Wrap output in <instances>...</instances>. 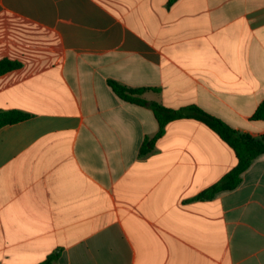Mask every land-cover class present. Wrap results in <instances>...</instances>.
<instances>
[{
    "label": "crops",
    "instance_id": "1",
    "mask_svg": "<svg viewBox=\"0 0 264 264\" xmlns=\"http://www.w3.org/2000/svg\"><path fill=\"white\" fill-rule=\"evenodd\" d=\"M0 0V264H264V154L234 190L202 122L159 131L149 102L196 105L255 136L264 121V0Z\"/></svg>",
    "mask_w": 264,
    "mask_h": 264
},
{
    "label": "trees",
    "instance_id": "2",
    "mask_svg": "<svg viewBox=\"0 0 264 264\" xmlns=\"http://www.w3.org/2000/svg\"><path fill=\"white\" fill-rule=\"evenodd\" d=\"M177 1L178 0H170L169 5H173ZM21 67L22 64L18 61L2 59L0 60V76ZM109 84L115 93L123 100L150 107L158 120L159 131L154 137L147 138L143 143L140 150L141 156H147L150 154L154 150L157 141L165 134L167 126L180 119H193L202 122L233 149L237 158L235 167L219 182L199 194L196 197V200H211L223 191L236 189L242 182V175L244 172L250 168L256 158L264 154V134L255 136L248 133H242L196 105L182 107L180 109H171L157 102L146 101L142 97L148 90L146 88H130L114 80H110ZM27 117V114L17 110L1 111L0 128L7 124H14L22 121ZM253 119L264 121V102L257 109ZM60 255L61 251L57 250L49 254L39 264H58Z\"/></svg>",
    "mask_w": 264,
    "mask_h": 264
}]
</instances>
